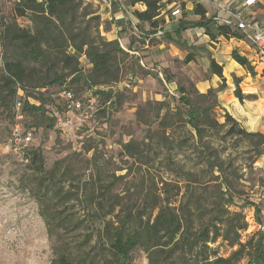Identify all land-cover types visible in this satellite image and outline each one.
<instances>
[{"label":"rangeland","instance_id":"1","mask_svg":"<svg viewBox=\"0 0 264 264\" xmlns=\"http://www.w3.org/2000/svg\"><path fill=\"white\" fill-rule=\"evenodd\" d=\"M16 1L0 0V30L2 21L13 16ZM169 5L171 8L180 6L181 17L187 14L184 0H173ZM18 21L23 26L31 23L23 17ZM109 27L102 21L101 30ZM149 32L153 33L138 26L140 37L132 35V45L138 49V54L127 51L133 58L128 57L122 64L120 81L92 88L83 80L73 84L67 81V87L81 103L96 97L94 108L86 113L68 108L67 101L59 95L62 87L44 89L45 114L26 112L21 120L23 128L33 133L31 148L42 149L47 168L57 160L65 159L66 165L74 170L73 179H70L77 188L92 176H98L97 171L107 181L113 180L115 175L116 190L136 199L135 209L148 192L162 198L170 195L178 206L186 199L182 196L189 183L185 173L193 172L194 199L198 198L205 207L223 198L222 211L228 222L246 226L240 231V242L251 243L236 264H250L257 244L256 238H250L264 231L261 228L264 226V155L259 156L253 142L243 134H228L231 124L212 129L206 126L200 143L195 130L191 132L179 122V116L172 113L176 107L184 108L180 102L181 87L195 104L206 106L210 103L197 88V83L211 74L207 68L210 55L197 46L179 44V47L172 48L170 41L176 42L177 36L171 31L160 39L151 38L150 47L143 48ZM163 40L166 46L159 48ZM189 56L193 61L187 60ZM81 64L84 73H88L91 66L86 57H81ZM103 90L111 93L110 99L99 92ZM25 95L24 91L20 92L15 105L9 99L0 102V264H51L55 247L71 243L78 245L93 229L75 230L70 225L56 228L54 231L59 234L54 238L49 236L39 204L30 191L32 174L29 162L24 153L15 152L10 143L12 127L17 121V102L22 101V110L27 99ZM28 101L40 104L33 97H28ZM57 112L62 121L69 122L66 130L58 123ZM172 117L175 123L166 127ZM212 117L220 123L226 121L219 104L214 107ZM165 133L170 136L173 146L165 147L161 142ZM127 144L131 145L130 152ZM260 149L264 150V145ZM205 151L217 160L218 168L212 170L202 162L201 155ZM93 157L91 163L87 162ZM223 178L229 182L230 192L225 193L226 187L221 183ZM166 182L172 185H166ZM71 185L68 182L66 189ZM225 225L222 226L223 232L227 228ZM229 232V240L219 237L208 243L211 258H227L239 248V245H231L235 233L230 228ZM70 253L72 257L78 255L75 250ZM128 264L151 262L148 253L137 248Z\"/></svg>","mask_w":264,"mask_h":264},{"label":"trees","instance_id":"2","mask_svg":"<svg viewBox=\"0 0 264 264\" xmlns=\"http://www.w3.org/2000/svg\"><path fill=\"white\" fill-rule=\"evenodd\" d=\"M130 2L132 5L146 6L145 10L136 9L134 12L155 33L163 23L161 12L164 6L173 0ZM206 12L201 4H196V14L204 18ZM21 17L29 19L30 25H21L18 21ZM1 25L0 102L9 99L15 105L21 89L27 94L23 113L45 114L43 90L53 86H68V80L72 84L83 80L91 88L118 82L121 80L122 64L128 57L133 58L123 49L119 40H108L102 34L101 16L93 4L85 0H17L13 16L3 20ZM218 33L226 37L236 35L225 24L218 26ZM232 55L252 71L246 57L237 51ZM82 56L91 66L88 73H84ZM187 60L191 61L193 57L189 56ZM211 71L223 78L222 67L214 59H211ZM223 87L224 83L218 89L211 88L201 94L210 102L206 106L195 104L186 95L185 88L181 87L180 102L184 108L176 107L172 114L179 116V122L189 127L190 131L195 130L200 143L205 136L206 126L212 129L231 124L228 134H243L253 142L258 155H264V150L260 149L264 145V133L246 130L228 112L225 113L224 123L212 117L214 107L219 104L217 94ZM236 91L240 95L238 89ZM99 92L111 98L109 91ZM28 97L39 100L40 104H31ZM173 119L165 126L171 127L175 123ZM161 142L165 147L172 145L166 133ZM126 146L129 150L131 145ZM201 156L202 162L212 170L219 167L217 160L206 151ZM24 158L29 162L32 174L30 191L39 204L49 236L54 238L59 234L55 233L56 228L63 229L70 225L75 230L93 229L78 245L71 243L55 247L51 264H128L137 248L148 253L151 264H236L251 243L240 242V231L246 226H235L228 222L222 211L223 198L205 207L198 198L194 199L191 183L194 182L193 172L185 173L189 183L182 196L186 199L180 201L178 206L170 195L162 198L148 192L135 209L137 200L116 190L115 175L113 180L107 181L97 171L98 176H92L81 188H77L71 182L74 170L66 165L65 159L57 160L52 167L47 168L42 149L33 147L24 152ZM93 160L94 157L87 162ZM68 182L72 185L66 189ZM221 183L226 187L225 193L230 192L227 179L223 178ZM166 185L172 183L166 182ZM256 211L260 213V209ZM224 225L227 228L223 232ZM229 228L235 233L231 245H239V248L227 258H211L208 243L219 237L229 240ZM254 238L257 244L250 264H264V231L254 234L250 240ZM74 250L78 252L76 257L70 253Z\"/></svg>","mask_w":264,"mask_h":264},{"label":"crops","instance_id":"3","mask_svg":"<svg viewBox=\"0 0 264 264\" xmlns=\"http://www.w3.org/2000/svg\"><path fill=\"white\" fill-rule=\"evenodd\" d=\"M85 1L92 3L102 21L110 25L109 28L102 29L103 34L109 40H119L121 46L129 53L138 54V49L132 45V35L140 37V34H144L137 33L138 26L149 30L151 28L148 23L140 21L134 11L145 10L146 6L132 5L130 0ZM184 1L187 14L183 17L181 14L170 17L173 8L169 4L165 5L161 12L164 21L160 26H165L168 32H174L177 36L176 42L170 41L169 45L172 48L179 47V44L202 47L206 55H210L207 68L211 70V59H214L222 67L223 78L211 71L209 77L197 83L198 90L207 93L211 88L218 89L224 79L225 87L217 94L219 107L234 117L246 130L264 133V58L258 54L256 46L247 38L246 33L234 24L230 27L236 35L226 37L218 33V26L223 24V18L233 20L232 12H240L244 19L251 20L264 29V0H257L251 7L245 5V0ZM196 4H201L206 9L204 18L195 13ZM198 22L200 23L196 24ZM153 37L161 38L149 32L143 48L150 47L149 40ZM165 46L163 40L159 48ZM234 51L249 60L252 71L233 58Z\"/></svg>","mask_w":264,"mask_h":264},{"label":"built area","instance_id":"4","mask_svg":"<svg viewBox=\"0 0 264 264\" xmlns=\"http://www.w3.org/2000/svg\"><path fill=\"white\" fill-rule=\"evenodd\" d=\"M257 0H245V5L248 7H251L255 5ZM181 7L175 6L171 10L170 17H177L181 14ZM231 16L233 18H223L222 23L225 25H235L238 29L244 31L246 33L247 38H249L252 43L256 46L258 54L264 58V29L257 24H255L251 20L244 19L240 12H232ZM167 32L165 26H159L156 29V32L154 33V36H162ZM20 92H23V90L19 89ZM59 95L63 97L67 101V106L69 109H75L77 111H80L81 113H86L88 110L93 109L95 106V103L97 102L96 97H90L87 99L86 103L83 104L79 100L75 99L74 93L71 89H69L67 86H63L60 90ZM22 101L19 100L17 102V109L18 113L16 115V122L14 123L12 127L11 137H10V143L15 152L24 153L26 150H28L34 140L33 133L30 130H26L23 128V124L21 123V120L23 118V112L21 109ZM56 119L59 121L58 123L62 127L63 130H66L69 127L68 121H62V118L60 116V113H55ZM84 115H82L83 117ZM87 116V114H85ZM81 119V118H79ZM264 230V226L261 227Z\"/></svg>","mask_w":264,"mask_h":264}]
</instances>
